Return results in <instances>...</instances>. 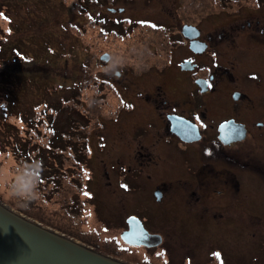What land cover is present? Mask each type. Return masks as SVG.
Returning a JSON list of instances; mask_svg holds the SVG:
<instances>
[{"label":"rangeland","instance_id":"1","mask_svg":"<svg viewBox=\"0 0 264 264\" xmlns=\"http://www.w3.org/2000/svg\"><path fill=\"white\" fill-rule=\"evenodd\" d=\"M175 1L108 0L109 7L123 11L112 13L106 7L102 11L109 17L167 22L173 17ZM97 6L85 0H0V43L10 56V69L28 70L27 75L11 78L12 94L8 98L0 90V109L6 106L0 111V201L132 264H167L168 249L165 244L144 248L123 243L119 238L121 221L129 214L143 217L154 227L170 228L177 241L190 248L195 259L204 260V264H264L261 184H250L254 191L251 216L215 223L223 225L217 233L194 235L187 227L195 223L185 217L180 205L154 204V182L151 180L150 185L144 181L150 170H141V175H137L125 164L123 170L117 164L119 153L133 156L136 146L131 141V124L125 126L136 112H122L115 122L108 119L119 108L118 93L133 101L134 89L128 85L137 81L135 74L148 66L147 61L161 62L166 52L156 47L153 55L148 49V38L155 36L142 34L138 24H133L124 38L112 33L100 37L98 26L92 25L89 18ZM181 11L175 12L180 15ZM13 48L30 62L22 63ZM104 52L110 55L107 63L99 60ZM108 70L120 91L98 84ZM115 70L121 72V80L114 78ZM119 82H125L128 89ZM74 130L77 134H73ZM15 133L18 137H10ZM22 140L30 152L28 160L18 151L17 143ZM38 147L45 152L40 153L42 160L32 163ZM179 172L173 168L164 176L172 179ZM237 174L240 176V171ZM34 177L38 178L36 199L27 202L12 194V190ZM169 188L167 193L176 198L179 193ZM205 222L209 224L210 220L205 218ZM240 224L247 227L248 233L226 226ZM201 250L205 254L197 257Z\"/></svg>","mask_w":264,"mask_h":264},{"label":"flooded vegetation","instance_id":"2","mask_svg":"<svg viewBox=\"0 0 264 264\" xmlns=\"http://www.w3.org/2000/svg\"><path fill=\"white\" fill-rule=\"evenodd\" d=\"M95 2L98 6L90 19L101 17L103 31L115 25L118 31L131 32V26L138 24L142 34L155 36L148 38L149 51L155 55L158 47L166 52L161 62L146 60L148 66L135 74L137 81L128 85L134 89L133 101L118 93L121 104L108 119L115 122L122 112H136L125 125L131 124V141L136 146L133 156L119 153L117 164L122 170L125 164L137 175L150 170L144 181L154 182V204L180 205L185 217L195 223L187 227L191 234L217 233L223 225L215 223L251 216L254 191L250 184L255 181L264 191V0H176L167 22L109 17L103 7L112 13H121L122 8L109 7L104 0ZM177 10H182L180 15ZM184 27L190 28L184 32ZM109 74L108 70L105 84L120 91ZM113 74L121 80L120 71ZM118 85L128 89L125 82ZM227 122L235 125L220 131ZM194 128L198 140L181 137ZM173 168L180 171L176 177L164 176ZM169 186L179 193L176 198L167 193ZM130 216L141 222L148 235V242L137 240L142 244L130 246L165 244L167 264H204L177 241L170 228L154 227L137 214L123 218L120 232L127 229ZM226 226L248 233L242 224ZM203 254L201 250L197 257Z\"/></svg>","mask_w":264,"mask_h":264},{"label":"water","instance_id":"3","mask_svg":"<svg viewBox=\"0 0 264 264\" xmlns=\"http://www.w3.org/2000/svg\"><path fill=\"white\" fill-rule=\"evenodd\" d=\"M190 27H184V32ZM101 61L109 59L108 53L100 55ZM233 122L220 126V131L230 128ZM235 125V124H234ZM192 126V125H191ZM182 134L184 140H198L194 130ZM242 138V137H241ZM157 194V193H156ZM127 229L119 238L127 245H141L148 235L141 222L133 216L126 219ZM158 239L159 236H154ZM148 242V241H147ZM0 264H132L81 242L63 232L48 227L0 201Z\"/></svg>","mask_w":264,"mask_h":264},{"label":"trees","instance_id":"4","mask_svg":"<svg viewBox=\"0 0 264 264\" xmlns=\"http://www.w3.org/2000/svg\"><path fill=\"white\" fill-rule=\"evenodd\" d=\"M85 1L86 2L88 1V3H89V0H85ZM93 3L97 4L95 2V0H93ZM104 3H108V0H104ZM1 11L2 10H0V12ZM89 18H90V15H89ZM90 20H91V24L92 25H97L98 26V35L100 37H106L107 35H109V33H112L116 37L124 38L125 34H127V33L130 34V32L118 31L117 26H115V25L114 26L113 25H109L108 31H106V32L103 31V28L101 27V23H102V18L101 17H98V20H96V18H91ZM2 41L3 40L0 39V42H2ZM4 41H6V40H4ZM10 49L12 51V48H10ZM13 49L16 50V51H14V53H15L16 57H18L22 63L27 64V63L30 62V60L29 59L27 60L25 55L23 53H21L18 49H16V48H13ZM2 50H3V45L0 43V90H2L5 94H7L6 98H8L10 96V94H12V91H11L12 80H11V78H17V77H20V76H23V75H27L28 74V70L24 69L22 71L21 69L20 70L18 69L17 72H14V70L10 69V66L13 68V66L10 63V61H11L10 60V56L8 57L7 54L4 53L6 50L5 51L3 50V53H2ZM99 60H100V58H99ZM26 67L27 66H25V65L23 66V68H26ZM96 81H98V80H96ZM98 84L101 85V86L106 85L105 81L103 79ZM14 85H15V83H14ZM92 98H93V96H92ZM119 101H120V96H119ZM119 103L121 104V101ZM118 106H119V104H118ZM4 109L6 110V106L4 107ZM4 109H0V111L2 112ZM54 110H56V108H54ZM80 114H81V112H80ZM111 117H113V116H111ZM22 122L24 123L25 121H22ZM27 125H26V127H27ZM26 130H28V129H26ZM77 130H78V127H77ZM53 131H54V133H53L52 136H54V139H55V130L53 129ZM75 133L77 134V132L74 130L73 134H75ZM16 136L18 137L17 133L10 135V137H16ZM17 145L20 147V149L18 151L21 153V155L25 156L26 160H28L27 157L29 156L28 153H30V152H28V148L26 146V142L24 140H22L19 144L17 143ZM37 150L38 151H35L36 153L31 157L30 161H32V163L36 162L38 160H42L41 159L42 157H41L40 153L42 151L43 152H45V151L40 149V147H38Z\"/></svg>","mask_w":264,"mask_h":264},{"label":"clouds","instance_id":"5","mask_svg":"<svg viewBox=\"0 0 264 264\" xmlns=\"http://www.w3.org/2000/svg\"><path fill=\"white\" fill-rule=\"evenodd\" d=\"M34 167V166H33ZM38 178L34 177L29 183L24 184L18 189L12 190V194L24 201L30 202L38 197L37 189Z\"/></svg>","mask_w":264,"mask_h":264}]
</instances>
